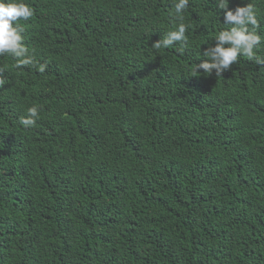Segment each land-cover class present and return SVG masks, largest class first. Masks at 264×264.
<instances>
[{
    "label": "trees",
    "instance_id": "1",
    "mask_svg": "<svg viewBox=\"0 0 264 264\" xmlns=\"http://www.w3.org/2000/svg\"><path fill=\"white\" fill-rule=\"evenodd\" d=\"M25 2L46 71L0 56V264H264V45L209 75L216 0L160 49L173 0Z\"/></svg>",
    "mask_w": 264,
    "mask_h": 264
},
{
    "label": "clouds",
    "instance_id": "2",
    "mask_svg": "<svg viewBox=\"0 0 264 264\" xmlns=\"http://www.w3.org/2000/svg\"><path fill=\"white\" fill-rule=\"evenodd\" d=\"M216 5L219 10H226L223 13L225 27L215 34L214 46L210 44L203 51V57L198 61L202 63L197 65L195 70L202 69L209 75L215 70V74L221 76L234 63L237 64L240 57L255 59L257 51L264 45V36L256 30L259 20L252 3L235 10H228L229 0H216ZM172 7L179 22L153 45L156 49L170 48L177 43L187 46L189 43L186 33L190 25L184 22L189 0H173ZM33 14V9L25 0H0V56H11L18 69L35 64L37 70L43 73L46 71V65L35 61L24 42L23 28L19 24L21 19L28 20ZM2 83L0 80V84ZM38 119L39 108L32 105L27 108L26 114L20 117L19 123L24 128H30L36 125Z\"/></svg>",
    "mask_w": 264,
    "mask_h": 264
}]
</instances>
